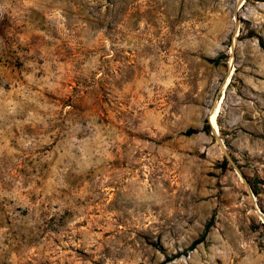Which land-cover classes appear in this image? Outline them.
Listing matches in <instances>:
<instances>
[{
    "label": "rangeland",
    "instance_id": "obj_1",
    "mask_svg": "<svg viewBox=\"0 0 264 264\" xmlns=\"http://www.w3.org/2000/svg\"><path fill=\"white\" fill-rule=\"evenodd\" d=\"M0 264H264V0H0Z\"/></svg>",
    "mask_w": 264,
    "mask_h": 264
},
{
    "label": "trees",
    "instance_id": "obj_2",
    "mask_svg": "<svg viewBox=\"0 0 264 264\" xmlns=\"http://www.w3.org/2000/svg\"><path fill=\"white\" fill-rule=\"evenodd\" d=\"M202 130L211 131L212 129H211V127L209 126V124L206 123V124L202 127ZM195 132H197V130L194 129V128H189V129L186 130V134H193V133H195ZM211 224H212V218L206 223V225H205V227H204V230H203L202 234H201L197 239H195V240L191 243V245H190V249L194 248L197 244H199V243H201V242L204 241V239H205V237H206V235H207V232H208L209 227H210Z\"/></svg>",
    "mask_w": 264,
    "mask_h": 264
},
{
    "label": "water",
    "instance_id": "obj_3",
    "mask_svg": "<svg viewBox=\"0 0 264 264\" xmlns=\"http://www.w3.org/2000/svg\"><path fill=\"white\" fill-rule=\"evenodd\" d=\"M238 8H239V5H237L236 10H235V13H237ZM213 109H214V107H212L211 112L213 111ZM211 129H212L211 131H212V133L214 134V137H215V139H216L218 145L220 146V148H221V150H222L224 156L226 157V159H227L232 165L235 166L234 161H233L232 158L230 157L229 153L226 151V148H225L224 144L222 143V140L219 138L217 132L213 129V127H211Z\"/></svg>",
    "mask_w": 264,
    "mask_h": 264
},
{
    "label": "bare ground",
    "instance_id": "obj_4",
    "mask_svg": "<svg viewBox=\"0 0 264 264\" xmlns=\"http://www.w3.org/2000/svg\"><path fill=\"white\" fill-rule=\"evenodd\" d=\"M221 104V103H220ZM221 105L218 104L217 107L211 112L210 114V121L213 125V129L217 132L219 127H218V116L220 113Z\"/></svg>",
    "mask_w": 264,
    "mask_h": 264
}]
</instances>
